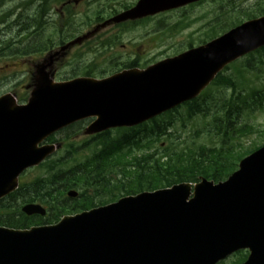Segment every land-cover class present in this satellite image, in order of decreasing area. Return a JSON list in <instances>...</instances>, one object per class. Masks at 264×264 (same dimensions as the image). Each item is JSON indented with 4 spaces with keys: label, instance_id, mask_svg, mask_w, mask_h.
Instances as JSON below:
<instances>
[{
    "label": "water",
    "instance_id": "95a60500",
    "mask_svg": "<svg viewBox=\"0 0 264 264\" xmlns=\"http://www.w3.org/2000/svg\"><path fill=\"white\" fill-rule=\"evenodd\" d=\"M149 2L113 21L153 13ZM263 44L261 18L141 73L57 85L40 69L29 105L0 99V199L16 189L25 169L53 153L37 146L55 131L88 117L97 118L88 134L139 125L196 97L226 64ZM193 60L208 63L198 68L202 78L175 65ZM23 210L44 214L34 205ZM242 248L252 252L246 264H264V147L218 185L203 179L194 188L143 193L53 226L0 227V264H216Z\"/></svg>",
    "mask_w": 264,
    "mask_h": 264
},
{
    "label": "trees",
    "instance_id": "16d2710c",
    "mask_svg": "<svg viewBox=\"0 0 264 264\" xmlns=\"http://www.w3.org/2000/svg\"><path fill=\"white\" fill-rule=\"evenodd\" d=\"M229 14L226 12L223 15L228 19L224 26H234L246 18L264 14V0L257 3L254 9L241 10L235 20L233 18L229 19ZM36 22L39 24V20H36ZM31 28L34 27L30 26L25 30L21 29L22 33H18L16 38L18 42H20L21 39L19 37L23 32H30ZM21 49L22 47L18 50L20 51ZM237 74L240 75L241 72L237 71ZM235 79L224 78L223 83L232 85L235 91L230 99L223 101L221 107H215L221 112V115L213 114L215 128L218 130V135H222L225 146H201L196 152L192 151L190 153L185 150H181L180 152L176 150L170 151L171 148L167 146L162 148V144L160 147L156 146L162 139L165 140L164 136L170 137V139L172 136L176 137L174 135L178 134V130L173 133L176 119L183 121L192 120L197 115L204 114L205 112L209 113V108H205L203 102L196 101L187 107L186 110H177L174 113L171 112L172 114L168 113L165 117L152 120L137 129L121 130L119 132L122 135L118 139L102 136V154L108 160L100 163L93 170L97 176V180L106 182V184L104 182L101 184V188H106V185H110L111 183V179L105 178L108 174H105V176L101 174V167H112L111 172L113 175L116 173L114 167H118L119 174H116V177L120 175V179L117 180L119 183H115L112 176V185L113 191H119L121 195L154 191L183 181L197 182L200 177H205L215 182L227 179L238 168V163L243 157L264 145L255 147L250 151H242L243 146L239 145L240 142L237 144L233 142L235 139L233 140L230 129L234 134H238V137L244 135L241 128L232 124L234 123V116L238 114L243 105H248L249 98L254 97L251 91H238L236 85L233 84ZM258 106L261 107L262 103L260 102ZM225 125L227 126L225 127ZM225 128L226 131L219 132ZM247 129H249V132H261L258 128L248 127ZM159 148L166 151L160 153ZM123 150H127V152L123 154ZM57 163V161H54L50 164V172L47 173V178L37 183L33 187L32 192H30L31 189L28 191L25 186H22L11 197L13 202L24 200V202L41 201L48 204L53 211L51 210L50 216L47 217V223L58 221L61 214L72 207L66 203L63 193L65 190L74 187V182L78 179L77 174L79 172L76 168L65 170L58 167ZM89 173H86L85 184L88 187L97 188L99 183ZM124 173L125 176L121 178ZM110 194L112 195V193ZM115 196L116 194L113 193V200ZM93 200H90L91 203ZM85 202L83 201L80 204H85ZM65 206L67 207L65 208ZM39 221V218H29L22 213L16 214L12 212L10 215L0 216V225L11 228H28L31 224H38Z\"/></svg>",
    "mask_w": 264,
    "mask_h": 264
},
{
    "label": "rangeland",
    "instance_id": "374dc122",
    "mask_svg": "<svg viewBox=\"0 0 264 264\" xmlns=\"http://www.w3.org/2000/svg\"><path fill=\"white\" fill-rule=\"evenodd\" d=\"M29 1L31 0H2L0 3V14H3L1 20L6 23H11L12 21H14L16 15L19 14L21 11H24L25 8H27H23L22 6L28 3ZM258 1L259 0H245L236 4L243 3L248 6L246 9L251 10L255 8V5ZM109 2L112 3V6L118 4V9H120V5L124 3H132V0H86L84 3H81L78 7L79 32H85L91 26H93V24L95 23L94 21L96 19V11L102 10L104 18L110 15V13L106 12V9H109L110 7ZM220 2V0H209L204 4H200V6L192 7L186 12H175L162 17L160 20L162 21V23L161 25H158V36L160 34L159 31H163L164 29L165 30L163 31V38L158 43V50L149 49V53H145L144 56H147L151 59L152 57L171 55L176 52L185 50L190 42H195V44H199L198 41H201L206 38V31L208 28H206L205 26H207L209 22L215 17L214 12L218 8ZM10 15L13 16L9 19ZM237 15L238 13L235 14L232 18L236 19ZM183 18H185L186 20V25H182L184 26L183 30H181L180 27L174 28L173 25L182 20ZM22 19L25 18H21V20ZM1 20L0 22H2ZM109 22L110 21L102 22V26L104 28L101 31H104L109 27V25H106V23ZM208 27L213 28L212 25H208ZM6 28L7 24L0 25V41H6L16 36L15 29L11 30ZM46 32L48 34L51 33L50 26L47 27ZM113 32L114 31L107 32L105 36H103V38L104 40L109 39L112 44H116L117 39L112 40L113 36L111 34ZM153 35L154 33L152 31V25H143L139 29H135L134 31L125 34L123 36L122 44L128 45L130 42H146V40ZM56 37L57 33H54L53 38ZM95 43L96 46H98V42ZM104 46L105 45L100 46L99 48L102 49ZM120 49L121 46H117L116 53L120 54ZM258 55L260 54H257L256 56ZM260 57L261 56H259L258 58ZM80 58L81 60H79ZM124 58L129 60L131 59L130 55H125ZM79 59L76 61V63L78 62L79 64H82L85 63V61L91 62L94 60V66H92V70L94 71L107 70L105 68L106 62H104V59L102 57L97 58L96 52L94 55L85 54L82 57L80 55ZM19 61V59L6 58V55L0 57V95L4 93H11L13 90L17 91L20 86L22 87L25 85H30L27 83L28 74L26 71V65H23L21 68L18 69L5 68L6 65H10L13 62L17 63ZM261 61H263V63H261ZM256 64L258 66V69L255 73L253 71L254 69H252L249 73L244 75L245 83L247 82L246 85L250 86L249 91L253 92L254 97L248 99V105H243L238 114L234 116V123L231 122L234 126L241 128L244 132V135H242V137H238V134H234L233 131L230 129L231 136L233 137V140L235 139L233 141L235 142L234 144L240 142L239 145L243 146L242 151H250L255 147H260L262 144H264V58L258 59ZM108 66L111 67L109 64ZM81 68L82 65L80 67V71H83L81 70ZM71 71V68H65L63 70V72L67 73ZM229 74H231V72ZM24 88L25 87H23L22 89ZM213 93L214 92L206 96H210L212 98L211 103L209 105V113L197 116L192 120L176 122L175 128L173 129V133L178 130V134L174 135L177 138L172 136L170 139V137L166 136V140H161L157 144V147H160L161 144H163V146L161 147L165 148L167 146L171 148L170 151L176 150L177 152H180L181 150H185L190 153L192 151L196 152L201 146H225V144L223 143L222 135H218V130L217 128H215L213 114L221 115V112L217 110L215 106L221 107L223 105L222 99L224 98V96H226V98H229L232 94V91L219 88L214 93V96L212 95ZM260 102L262 103L261 107L258 106ZM226 126L227 125H225V127ZM247 126H251L252 128H258L261 132H249ZM83 131L84 129L80 133H78L79 135H81L80 138H78L79 147L81 144H83L84 141L87 140V138L83 135ZM224 131H226V128L222 129L221 132ZM112 134L115 135V132H113ZM89 146L92 147V144L90 143ZM165 151L166 150H160L159 148L160 153ZM90 155V150H85L82 152L81 148L75 154V156L72 157V161H74L75 159L77 161H81L84 160L85 156ZM71 166L72 164L68 163L67 167ZM42 173L43 169H35L26 173L23 178L25 179V182L28 183V181L34 180L39 175L41 176ZM101 200H103V198H101ZM23 203L24 200L14 202L11 200L10 202L1 204L0 216H3L2 213L18 212L19 208L24 205ZM230 263L231 261L229 260L226 264Z\"/></svg>",
    "mask_w": 264,
    "mask_h": 264
},
{
    "label": "flooded vegetation",
    "instance_id": "af4514ba",
    "mask_svg": "<svg viewBox=\"0 0 264 264\" xmlns=\"http://www.w3.org/2000/svg\"><path fill=\"white\" fill-rule=\"evenodd\" d=\"M86 0H40V12L39 18H37V15H31L29 17V21L31 24L36 26L38 23L36 22L37 19H39V25L42 26H49L54 25L56 26L57 30L62 32L63 29H65L67 32V37L64 40H60L58 46H53L51 49L58 48L59 46L64 45L65 43L69 42L71 40V37L78 33V26H79V13H78V7L81 3H84ZM139 0H132V3H124L120 5V9H118V4L112 6L110 3L109 9H106L107 13H110L105 19L112 18L113 16L117 15L119 12L125 11L130 9L131 7L135 6ZM102 13L103 11L100 10ZM35 13V14H38ZM101 16L98 17L100 19ZM159 18L160 15L147 17L146 19L139 20V21H128L125 23H122L120 25L108 27L104 31H100V33L96 37H92L91 40H87L86 42L76 45L74 47L67 48L62 54H60L56 59L55 63L52 65L51 71L56 72V74L59 73L61 69L65 68H71V74L72 76L74 73H77L80 70V65H82L81 69L87 68L88 70L92 69L94 66L93 61L86 62L85 63H76V61L79 59L80 55L81 57L85 54H95V52L100 51V46H103V36L107 32L114 31L111 35H114L113 37L117 35L127 34L128 32L134 31L135 29H139L143 25H152V31L155 33L156 30H158L159 25ZM102 20V21H103ZM95 25V23L93 24ZM108 30V31H107ZM107 31V32H106ZM35 34V32L33 33ZM33 37V36H32ZM112 37V38H113ZM109 40V39H107ZM158 41V37L152 36L151 39H147L146 42H130L128 45H123L122 43L119 44L121 46L120 54L116 53L117 50V44H112L110 41V45L108 48V54L119 56L120 59H124L127 64H122L120 68L123 69H133V68H143V63L145 60H161L164 59L167 55H162L158 57H152L151 59L147 56H144L145 53H149V49L156 47V43ZM98 42V47L96 46V43ZM50 49V50H51ZM158 50V49H157ZM39 51L30 49L26 53V61H32V60H40L43 57H39L36 59V56H39ZM125 55H130L131 59H125ZM97 56V53H96ZM160 57V58H159ZM81 60V58L79 59ZM114 58L107 62L105 64L106 67H108L107 72L109 73L111 70L112 72L117 71L118 69H115V67H109L108 64H112L114 62ZM90 63V64H89ZM149 64V63H147ZM145 65V64H144ZM120 71V70H119ZM33 68L31 66V62L28 63V79L29 81H33ZM81 135H79L77 132H69L68 129L64 130L63 132L57 134L55 138L57 139L56 144H60L62 146L61 155H72L76 151L79 150V142L78 138H80ZM69 141V142H68ZM70 143V144H69ZM244 254V253H243ZM238 261V259H237ZM236 261V263H237Z\"/></svg>",
    "mask_w": 264,
    "mask_h": 264
}]
</instances>
